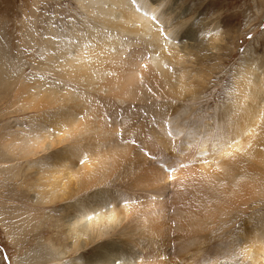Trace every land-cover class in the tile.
Returning a JSON list of instances; mask_svg holds the SVG:
<instances>
[{
  "label": "rangeland",
  "instance_id": "374dc122",
  "mask_svg": "<svg viewBox=\"0 0 264 264\" xmlns=\"http://www.w3.org/2000/svg\"><path fill=\"white\" fill-rule=\"evenodd\" d=\"M125 1L130 2L131 0ZM148 2L147 6L154 10L153 17L149 18L157 22L163 16V23L167 22L166 25L159 24L158 28L154 27L157 28V32H162V38L160 40L154 38L151 43L150 38L142 39L138 35L136 24H126L106 18L105 9L109 8V4L102 7L99 6V3L90 1L79 4L77 0H0V51H3L4 56L8 58L7 66L11 63L14 64L15 70L20 73L18 83H15L16 86L0 90V264H13L14 260L24 263L26 259L25 264H61V262L63 264H87L89 261L93 262L90 259L100 258V254L97 253L98 248L105 247L106 249L114 243L120 242L118 232L122 233L120 236L123 238L130 236L136 238L135 244L138 247H135L134 251H130L131 253L128 251L125 253L129 257L128 259L137 261L134 262L135 264H189L198 260L202 263L205 260H211L210 264H232L236 263L233 252L240 247L233 242L238 231H241L246 224H250L247 227L249 230L264 216V208L253 207V211L246 209L253 204L263 203L262 205H264V194L260 195L259 199L248 201L247 204L243 202L240 195L225 196L234 204H224L214 199L211 185L204 177L205 172L196 167L198 163H201L200 160H203L198 159L202 151L193 154L198 151L192 147L184 153L180 147V152L176 156H179L177 160L183 161V163L178 168H186V170L178 177L166 178L163 186L165 188L155 184L158 186L156 188L155 185H151L150 179L145 183L144 179L138 176L140 174L138 169L140 171L143 169L149 174L147 166L142 163L143 157L145 160L155 158L151 155L153 149L144 146L142 142L143 136L153 140V145H155L156 141L151 135L157 133V123L160 122L155 118L165 120L167 115L162 113H167L170 117L191 118L188 120L189 122L198 121L201 118L208 121L210 117L212 121L218 111L227 105L234 106L240 101L242 102V99L238 98L240 94L237 93L240 75L246 73L247 76L244 79L246 81L248 79L247 82H249V76H252V73L264 74V0H148ZM132 3L136 6V2L132 1ZM47 40L54 42L64 40L67 45H64V57H74L79 51L90 50L81 49L85 43L92 46V43L94 44L96 41L107 42L109 46L107 52L119 54L120 59L113 54L112 59L102 63L103 67L114 72H121L122 75L140 73L148 80H141L144 90L138 91L134 95V98L137 99L129 103L123 95V86H107L103 81H100L95 87L81 89L79 86L75 88V83L70 80L67 83V80H63V77L59 75L52 76L53 78L49 77L46 70L49 60L42 56V47L48 45ZM69 45L72 47L70 51H68ZM151 56L166 59L169 74L171 71L175 74L178 71L180 73V70L186 71L191 87H187L183 97L175 96L176 99L181 98V100L176 101L173 99V95L165 99L169 94L163 92L160 81L155 79L154 74H151V69L146 61ZM179 61H182L181 65L178 64ZM244 61H249L251 68H254L253 63L254 69L257 70L246 69ZM131 63H135V68ZM184 63L185 65H183ZM260 64H263V67ZM178 67L181 68L178 69ZM0 70L1 78H5V74L2 73L3 69L0 68ZM35 80L40 83H36ZM50 82L60 101L55 102L54 100V105L49 108L47 105L52 103L40 97L36 100V106L22 107V101L18 94L20 90H25V87L33 88L37 84L40 89H47L45 84H50ZM9 83L13 82L9 81ZM261 83L264 85V75ZM66 90L70 91L72 98H78L83 102L85 107H95L97 112L85 108L84 113L93 112L95 114L93 118L97 120L93 121V124L103 128L99 136L93 134L90 137H81L79 135L84 133L82 128L78 129L77 135L68 131L66 127L69 119L62 117L67 105L61 95L68 94L69 91ZM261 95L264 98V88ZM116 97H119L120 100H117ZM110 105L112 107H109ZM262 110L264 111V101L262 108L256 111L264 121ZM174 111L178 113L175 114ZM107 114H111L113 117L106 119ZM82 115V110H80V115L76 116L80 118L77 122L79 125H82ZM261 120L257 123L261 132L258 141L260 147H264V122ZM100 121L102 122L100 123ZM188 121H185L187 122L185 126L191 124ZM167 124L171 126L169 123H165L163 129ZM147 128L148 130H146ZM151 128L155 129L153 134H151ZM108 131H110L109 134H107ZM47 132L48 139L41 138V141L44 142L38 144L39 147H36L37 143L31 142L30 150L22 149L21 139L31 137L32 133L45 136L44 133ZM177 137H166L168 146L177 143ZM246 137L248 138L245 135L242 141H246ZM107 138L110 141V147H112V142L120 146L128 144L131 151L125 150L126 155L124 156V152L119 149L105 148L104 146L108 143ZM192 139H196L195 142L200 141L197 136ZM87 144L91 147L86 148ZM133 147L136 149L135 151H133ZM255 149L257 148L255 147ZM102 150L104 151L98 154ZM113 150L116 153L113 154ZM258 151L263 152L261 148ZM134 153L143 156L142 162L134 156ZM23 154L25 155L23 156ZM155 164L160 170L162 168L159 164L165 165L168 168L167 171L162 170L165 174H171L175 170V166L171 167L162 160ZM129 165L135 166L134 171H137L135 174L126 172L125 166ZM260 169L264 173V166L260 165ZM49 170H51L50 174ZM73 170H76L75 176L68 180L67 176ZM54 171L59 173L52 177ZM36 174L44 180L45 177L49 180L48 188L43 189L40 186ZM147 175L143 178H151L150 174L149 177ZM262 175L264 179V174ZM189 176H193L191 180L194 179L193 186H195L197 198H195L191 186L187 184ZM86 177H90V181L86 184L88 186L78 185L77 180L83 183L82 180ZM157 180L158 178L155 181ZM36 181L38 185L35 184ZM229 185L225 184V187ZM63 186H66V189L62 191ZM151 186L155 188L156 192L161 193H156L153 188L151 189ZM58 187H60L61 194L66 191L65 195L61 198L56 196V199L47 200L48 197H45L47 193L53 192L52 190ZM88 188L89 190H87ZM93 188H103V190L101 189L102 196L106 195L109 197L108 199L111 198V205L116 206L119 212V225L105 230L107 234L103 236L94 237L92 232L86 235L85 239L81 237V243L78 242L72 248V243L66 239L65 207L69 205L71 207L70 215H73L75 202L71 203V201L77 196H83L84 193V196L89 194L94 190ZM162 188L164 192H162ZM147 189L150 192H147ZM158 197L160 198L158 199ZM179 198H181V202L183 200L189 202V208H183L185 204H181ZM214 206H217L218 211L228 210L229 220L235 218L234 225L231 223L230 226H227L228 228L222 231L217 229L218 231L210 233V230L205 226L203 214L205 208ZM187 210L191 211L192 221L195 224L190 228L189 235L196 238L200 234L210 233V240L204 250L220 254L195 255L190 262L187 261V258L192 252L183 259L180 256L176 257L175 254L166 257L169 253V244V248L166 250L162 247L157 248L156 253L161 254L162 257L151 255L154 252L152 243L155 242V245L159 246L166 237H168L169 243L175 241L177 250L181 251L180 246L187 239L183 241L182 233L177 232L175 224H177L178 218L176 216L181 211ZM91 217L90 214L89 219ZM159 218L164 219L159 220ZM252 218L253 220L248 222ZM154 222L168 224L165 225V231L162 232L164 235L156 232L158 225L153 226ZM126 225L136 226L131 230ZM137 227L144 229L135 233ZM22 232L23 234H21ZM216 233L218 236H215ZM11 235L16 239L11 240ZM159 237L163 239L161 240ZM177 237H179L178 240ZM97 241L99 242L96 243ZM225 241H228V255H223L222 247L223 244H226ZM108 242L111 243L107 244ZM166 244L164 243L162 246ZM196 247L202 246L196 244L189 250ZM217 249H220L221 252ZM247 258L242 260L245 261ZM70 261L73 262L70 263Z\"/></svg>",
  "mask_w": 264,
  "mask_h": 264
},
{
  "label": "bare ground",
  "instance_id": "6f19581e",
  "mask_svg": "<svg viewBox=\"0 0 264 264\" xmlns=\"http://www.w3.org/2000/svg\"><path fill=\"white\" fill-rule=\"evenodd\" d=\"M77 1H79V4L84 3V1L99 3V6H102V7H104V5H106V4H109L110 5L109 8L105 9V11L107 12V14H105L106 18H109L112 21H114V20L122 21L126 24H132V25L136 24L137 28H138V35L141 36L142 39L143 38H145V39L150 38L149 39L150 43L154 40V38L157 40H160L162 38L161 37L162 32L161 33L157 32L156 29L158 28L159 24H164L163 23L164 17L162 16L158 20L159 22L158 21L156 22L155 20H152L149 18L150 16L153 17L154 10L151 9L149 6H147V3H149L148 0H131L130 2L125 1V0H77ZM132 1L136 2V6L132 3ZM166 24H167V22L164 25H166ZM154 27H157V28L155 29ZM155 34H157V37H155ZM163 39H164V37H163ZM47 42H48V45L46 44L44 47H42V51H43L42 56H43V58L49 60V65L46 67V70L49 73L48 76L53 78V77H56V75H59V76L63 77V80H67V83L69 82L68 80H70L72 83H75L74 84L75 88L78 86L81 89H86L89 87H95L100 81H103L107 86H109V85L117 86V87L123 86V88H124L123 89V95L127 99V102L130 103L131 101L137 99V98H134V95L138 91L140 92L143 89L142 88L143 86L141 84V80L142 79L147 80L146 77H144L140 73L138 74L135 71H134L135 73H127V74L122 75L121 72H114L111 69L103 67L102 63L108 62L107 60L112 59L113 54H115V56H117L118 59H120L119 54L107 52V50L109 48L107 42L96 41L94 44L92 43V46H90L88 43H85L81 47V49H90V50H87L85 52L79 51L77 53V55L74 57H64V53H65L64 45L67 46L64 43V40H60L59 42L47 40ZM71 49H72V47H71V45H69L68 51H70ZM48 51L51 53H49ZM3 56H4V52L0 51V68L3 69L2 73L5 74V78H1V70H0V90L11 87V86H16L15 83H18L19 74H20L18 71L15 70L14 64L11 63L9 66H7L8 65V58H6L5 56L3 57ZM146 61L148 62L149 69H151V72H152L151 74L152 75L154 74V76L156 77L155 79L160 81V85H161L160 87L162 88L163 92L169 94V96H167L165 99H168L173 95L174 96L173 99H175L176 101L181 100V98L176 99L175 96L180 97V96L184 95L187 87H191L189 85V77L186 74V71L180 70V73H178L179 71L177 72V70H176V72H177L176 74L172 73L173 71H171V74H169V70H167L166 59L160 58L158 56H151ZM181 63H182V61L178 62V64H180V65H181ZM131 64H133V67H134L135 63H131ZM263 64H264V62H263ZM263 64H260L261 67H263ZM183 65H185V63ZM252 65L255 68L253 63H252ZM177 66H179V65H177ZM251 67L252 66H251L249 61L245 62V68L246 69L249 68L248 70H257V69L251 68ZM180 68L178 67V69H180ZM186 70H188V69H186ZM181 72H183V73H181ZM109 73H111V75H109ZM193 73L195 74L194 76H196V73L194 71H193ZM250 74H251V72H250ZM263 75H260L259 73L258 74L252 73V76H249L250 77L249 82H247L248 79H247V81L245 80L246 76H247L246 73L240 75L241 77H238V79L240 81H239V87L237 89V93L240 94V97H238V98L240 100L242 99V102L240 101L237 105H234V106H231L229 104L226 107H224L222 110L220 109L221 111H218V113L215 115L217 118L213 116L214 119L212 121H211V119H210L211 117H210L208 119V121L206 119L201 118V120H198V121L194 120L193 122H189L188 120H191V118L183 119V118H180L179 116L170 117V116H168L167 113H162L163 115H167L165 117V120L162 118H155L156 121H160L158 123L156 122L158 125L157 130H156L157 133H155V131H154L155 134H153V130H155V129H152V128H151L152 133L150 131H148V133L150 132L151 134H153V135H151V134H149V135L154 137V139L156 141L154 143L155 145H153V140L142 136L143 144H145L146 147L148 146V147H151L153 149L152 150L153 153L151 155L155 158H149L148 160H145L144 159L145 157L142 156L143 157V162H142V157L140 155H138V153H134V156L137 157L138 159H140V161L142 163H144V165L147 166V169L149 170V174H150L151 178H148V179H146V177L143 178L144 176H146L148 174L143 169H142L143 171L142 170L140 171L138 169L140 174L138 175V173H139L138 172L137 175L141 179H144L145 183H147L148 180L150 179L151 181L150 180L149 181L151 182L152 186L156 184V185H160L163 187L165 184L164 181L166 180V178H168L170 176L178 177L179 174L183 173L184 170H186V168H183V169L178 168L179 165L183 163V161L177 160L179 156H176V154H179L178 152H180V147H181V149H183V153L187 149L192 147L198 151V152H194L193 154L200 153V150L202 151V153L199 154L200 158H198V159H203V160H200L201 163H198L196 167H198L197 169L203 170V172H205L204 177L209 181V183L211 185V188H212L211 192L213 193L212 196L214 199H217L218 201H221L224 204H234V202L230 201V199L225 197V196L240 195V196H242L243 202L245 204H247L248 201H252L254 199H257L260 195L264 194V179L262 178V176H263L262 174H264V173L260 169V165H262V167L264 166V147H262V146L260 147V143L258 141V139L261 137V132H260V129L257 125V123L262 118H261L260 114L258 112H256L258 109L262 108L263 101H264V98L261 95V91L264 88L263 83H261ZM156 80H155V82H156ZM9 81H11L13 83H9ZM35 81H36V83H40V82H37V80H35ZM151 81H152V79H151ZM32 84L34 85V83H32ZM45 85L48 87L47 89H40V87H38V84H37L34 86L35 89H33L34 87L33 88L25 87V90L24 89L20 90L18 92V94H19V99L22 101V107L36 106V100L40 97L43 98V100H47V102L52 103V104L47 105V107H49V108H51L54 105V100H55V102L60 101V99H58L56 97L57 94L55 93L54 86L51 85V82H50V84L46 83ZM247 85H249V86H247ZM28 86H29V84H28ZM40 86H42V85H40ZM56 87H57V85H56ZM58 87H60V86L58 85ZM246 88L249 90L247 91ZM67 89H68V87H67ZM242 90L245 91L244 94H243L244 91L242 92ZM10 91H11V89H10ZM66 91H69V90H66ZM61 96H62V98L65 99L63 101L67 105V109L63 111L62 117L64 119H69L67 127H66V128H68V131L69 132L71 131V132H73L74 135H77L78 129L82 128V129H84V133L79 135L81 137H85V136L90 137L93 134H96L97 136H99V133L103 130V128H102V126H95L93 124V121L97 120L96 118H93L95 116V114L93 112L84 113L85 108H87V107H85V104L83 102H81L78 98H72V96L70 95V91L68 94L66 93V94L61 95ZM116 99L120 100L119 97H116ZM246 101H248L249 103L248 102L246 103ZM14 103H15V101L13 102V104ZM69 103H71V104H69ZM68 105H70V106H68ZM109 107H112V106L110 105ZM165 108H167V107H165ZM87 109L97 112L95 110V107H91V108H87ZM80 110H82V113H83V115L81 116V118H83L82 125H79L77 123L78 119H80V118L76 117V116L80 115ZM174 112H175V114L178 113V112L176 113V111H174ZM148 121H149V119H148ZM185 121H188V123H191V124H189L188 126H185V123L187 124V122H185ZM101 122L102 121H100V123ZM262 122H264V121H262ZM63 123H65V121H63ZM165 123H169L171 126H169L167 124V126H165V129H163ZM103 125H104V123H103ZM146 130H148V128ZM109 133H110V131L107 132V134H109ZM47 134H48V132L44 133L45 136H40L41 134L39 135V134L32 133L31 137L29 136L26 139L25 138L21 139L22 149L24 150L26 148L25 151L30 150L29 147H30L31 142L37 143L36 147L37 146L39 147L38 144H41L42 142H44V141H41V138L46 137L48 139ZM257 134H258V136H257ZM245 135H247L248 138L246 137L247 140L242 141V139L244 138ZM170 136H175V137L179 136V137H177L178 142L173 144L172 146L169 145V146H171L169 148L168 143H166V141H168L166 139V137H170ZM196 136L200 138V139H198V140H200L199 142H195L196 139H192L193 137H196ZM56 139L58 140V138H56ZM138 139H137V141H138ZM106 141L108 143L105 146L103 145L105 148H112V149L116 148V150L119 149L122 152H124L125 150H127L129 152L131 151V148L128 144H125L124 146L123 145L120 146L119 144L112 142V147H110L109 146V142H110L109 139L107 138ZM185 142H187V143H185ZM182 143L185 145L182 146L181 145ZM89 147H91V146L87 144L86 148H89ZM255 147L257 149H255ZM48 148H49V145H48ZM105 148H104V150H105ZM260 148L263 152L258 151ZM132 149H133V151L136 150V149H134V147ZM104 150L100 151V153H98V154H101V152H103ZM112 152H113V154L116 153L114 150ZM24 155L25 154H23V156ZM125 155H126V152H124V156ZM159 160L166 162L171 167L175 166L174 172L171 174L163 173L162 170L167 171L168 168L163 164H159V166L162 168L160 170V168H158L157 164H155ZM205 163H207V164L203 165ZM142 166H143V164H142ZM125 167H126L125 168L126 172L129 174H131V173L135 174L137 172V171L136 172L134 171L135 170L134 165H132V166L129 165V166H125ZM191 168H194V167H191ZM191 168H187V169H191ZM58 170H60V169H58ZM75 171L76 170L69 172V174L67 176L68 180H71L70 178L75 176ZM50 172H51V170L48 171L49 174H50ZM58 173H59L58 171H54V174L52 173L53 174L52 177H54L55 175H58ZM44 176H46V175H44ZM201 177H198V178L200 179ZM37 178L39 179L40 186L43 187V189L49 187V180H47L46 177L44 180L41 176L37 175ZM157 178H158V180L155 181ZM191 178H193V176H189V182H187V184H189V186H191V190H193V194H195V198H197V192H195V186H193V182H194L193 180L194 179L191 180ZM152 179H154V180H152ZM173 180H171V181H173ZM37 181L35 184H37ZM89 181H90V177H86L82 180L83 183H81L79 180H77V183H78V185L83 186V185L88 184ZM153 181H155V182H153ZM175 183H176V181H175ZM225 184H230V185L225 187ZM66 186H63V188H61V190L63 191L64 189H66ZM86 186H88V185H86ZM89 186L91 187L90 184H89ZM152 186H151V189L153 188L155 191V188ZM157 187L158 186H156V188ZM59 188L60 187L53 189L52 190L53 192L50 191L47 193L46 196L45 195L44 196L48 197L47 200L56 199V196H59L61 198L63 195H65L66 191L62 192V194H61V191H59L60 190ZM163 188H165V187H163ZM197 188H199V186H197ZM101 189L103 190V188H101ZM101 189L95 188L92 192H90L89 194H87L85 196H84L85 193L84 194L80 193V194H83V196H81V195L79 197L77 196V198H75L73 201H71V203L75 202L73 205V207L75 208L72 212L73 215H70V212H69L71 207L69 205H67L65 207L64 227L66 228V239L70 240V241L69 240L68 241L70 243H72V248L75 247V245L78 242L81 243V241H80L81 237L82 238L84 237V239H85L86 238L85 236L91 234L92 232L94 233V237H99L100 235L103 236V235L107 234V232L105 230L109 229L112 226L117 227L119 225L118 209L116 208V206L111 205V203H112L111 198L108 199L109 197H106V195L102 196L103 191H101ZM87 190H89V188ZM176 190H178V189H176ZM148 191H149V189H147V192ZM166 191H167V189H166ZM106 192H107V190H106ZM158 192H156V193H158ZM162 192H164V189L162 190ZM217 192L221 193L224 196H221ZM159 193H161V192H159ZM164 196H165V193H164ZM59 197H57V198H59ZM159 198L160 197H158V199ZM181 198H179V202H181ZM258 201H261V200H258ZM164 202H165V199H164ZM191 202H193V200H191ZM181 204H185V206H183V208H189V206H190L189 202H185V200H183V202H181ZM262 204L263 203H259V205L253 204V206L252 205L248 206L246 209L251 210V211L254 210L253 207L254 208L258 207V208L263 209L264 205H262ZM122 207L124 208L125 205ZM216 207L217 206L204 209L203 215H204L205 226L207 229L210 230L209 231L210 233L216 232L218 230L222 231L223 229L228 228L227 226H230L231 223H232V225H234V223L236 222L235 218L229 220L230 213L228 210L224 209V210L218 211V209ZM118 208H119V206H118ZM90 214L92 215V217L89 219ZM176 217L178 218V222H177V224H175L177 227V232H179V234L182 233V236L184 237L183 241L186 239L187 240L184 241L183 244L180 246L182 248L181 251L177 250L175 252V256L176 257L180 256V258L183 259L187 254L192 252L190 255H188V258H187V261L192 262V258L195 255L205 253L206 250H204V248L207 245V243L209 242V240H210L209 237L211 234L210 233L200 234L196 238L191 237L189 235L190 234V228L195 226L194 222L192 221L191 211H189V210L181 211V213L179 215H177ZM253 217H254V215H253ZM164 218H165V216H164ZM163 219L159 218V220H163ZM252 220H253V218L250 221L248 220V222H251ZM155 224L158 225L156 228L157 233H162L163 231H165L164 229H165V225L167 223L154 222L153 226ZM249 225L246 224L241 231L239 230L238 234L236 235L235 241L232 240L233 242L236 243L237 246H240L238 250L233 252L234 259L236 260V263L233 262L232 264H241V263H243V264H264V216L260 219V221L253 224L249 228V230H247V227ZM135 226L136 225H132L130 227L129 225H126V227L130 228L131 230ZM152 227H151V229H152ZM20 228H21V226L19 227V229ZM142 229H144V228L137 227V230L135 231V233L140 232ZM151 229H150V233H151ZM167 230L168 229L166 228V232H167ZM145 231H146V229H145ZM97 232H98V234H97ZM21 234H23V232ZM120 234H122V233L118 232V234H117L118 239L120 240L119 243L118 242L114 243V245L109 246L106 249H105V247L104 248H98L97 253L100 254V258L99 259H90L93 262L89 261L87 264H112L113 262H114L113 264H133L135 261L128 259L129 257L127 255H125V253H126V251H128V252L134 251L135 247H138L137 244H135L136 238L134 236H130L128 238H123V236H120ZM216 234L217 235H215V234L214 235L218 236V233H216ZM20 235H19V237H21ZM162 235H164V234L162 233ZM10 237H11V240L13 238L16 239L15 236L11 235ZM231 238H233V237H231ZM176 239L178 240L179 237H177ZM215 239H217V238H215ZM97 240H99V239H97ZM163 240L164 241L162 243H160L161 246L164 243H167V241H169L168 237H166ZM99 241H97L96 243H98ZM227 242H226V244H223V242H222V244H223L222 249L224 251L223 255H228V253H229V251H228L229 246H228ZM110 243L111 242H108L107 244H110ZM152 244L154 246L156 243L153 242ZM196 244H200V246H202V247H196L195 249L190 251L189 248L193 247ZM217 245L218 244L216 243V246ZM153 246H152L153 249L161 248L160 246L159 247L158 246L153 247ZM212 256L215 257L216 255H212ZM220 257H224V256H220ZM246 257H248L247 258L248 260L246 259L247 261L245 260L246 261L245 262L242 259H245ZM237 259H240V260L238 261ZM20 260H21V258H20ZM17 261L18 260H14L13 264H25L26 263L24 261V259H22V261H24V263H21V261L20 262H17ZM73 261H70V263ZM205 262H211V261L205 260ZM205 262H203V263H205ZM76 263H79V262H76ZM61 264H63V262H61ZM222 264H226V263H222Z\"/></svg>",
  "mask_w": 264,
  "mask_h": 264
},
{
  "label": "clouds",
  "instance_id": "9594fccd",
  "mask_svg": "<svg viewBox=\"0 0 264 264\" xmlns=\"http://www.w3.org/2000/svg\"><path fill=\"white\" fill-rule=\"evenodd\" d=\"M110 117H113L111 114H110ZM150 196V195H149ZM151 197V196H150ZM160 246V245H159ZM158 246V247H159ZM153 247H157L156 245H154ZM160 247H162V249L164 248L165 250L166 249H168L169 248V241H167V244L165 245V246H160ZM215 248V247H214ZM151 250H152V248H151ZM219 252H221V250L220 249H217ZM156 251H157V248H155L154 249V252H153V254L155 255V256H157L158 258H160V257H162V255L161 254H159V253H156ZM177 251V245H176V242L175 241H170V248H169V253L166 255V257H171V256H173L174 254H175V252ZM206 254H212V253H215V252H213V251H206L205 252ZM215 254H220V253H215ZM211 261V260H210ZM189 264H210V262L209 263H201V262H199V260L196 262V261H194L193 263H189Z\"/></svg>",
  "mask_w": 264,
  "mask_h": 264
}]
</instances>
